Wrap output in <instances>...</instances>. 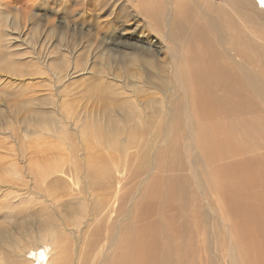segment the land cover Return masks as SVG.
<instances>
[{
	"label": "bare ground",
	"instance_id": "6f19581e",
	"mask_svg": "<svg viewBox=\"0 0 264 264\" xmlns=\"http://www.w3.org/2000/svg\"><path fill=\"white\" fill-rule=\"evenodd\" d=\"M95 4L101 21L108 17L104 38L120 35L127 50L117 56L116 63L122 64L117 73H111L117 65H108L105 72L95 63L87 91L100 112L82 125L119 150L137 146L139 158L124 182L117 179L132 189L118 193V223L103 224L101 216L88 229L80 264H86L101 239L100 264H264V0ZM140 65L144 77L134 67ZM154 79L163 98H147L149 91L137 84ZM161 139L165 145L154 153V141ZM87 162V183L113 187L116 179L104 160ZM63 180L48 185H63ZM138 185L129 205L127 197ZM66 201L58 203L64 216L96 217L98 206L86 210L81 196L68 200L71 210ZM4 205L10 210L0 214L7 223L0 224V264L23 263L14 251L26 247L20 239L33 229L38 236L29 245L40 238L52 244L45 264H64L63 255L57 263L54 254L65 239L54 210L34 218L32 208Z\"/></svg>",
	"mask_w": 264,
	"mask_h": 264
},
{
	"label": "rangeland",
	"instance_id": "374dc122",
	"mask_svg": "<svg viewBox=\"0 0 264 264\" xmlns=\"http://www.w3.org/2000/svg\"><path fill=\"white\" fill-rule=\"evenodd\" d=\"M75 1L0 0V214L10 210L4 205L8 202L13 206L19 204L18 211L32 208L34 218H43L45 211L54 210L53 220L60 224L59 229L65 236L64 250L58 249L54 254L57 263L63 255L64 264L83 261L81 255L88 232L100 222L101 216H104L103 224L118 223L119 216L115 213L118 193L125 187L126 190L131 188L121 182L128 177L129 166L139 158L137 146L119 150L99 140L92 128L88 130L82 125L85 118L100 112L96 98L87 91L88 83H93L94 69L98 68L95 63L101 64L105 72L108 65L118 66L112 68L111 73L115 69L121 71L122 64L116 63L117 56L127 49L120 35L104 38L108 17L101 21L95 0ZM121 36L123 41L124 38L128 41L127 35ZM134 67L142 71L141 65ZM141 75L144 77L143 72ZM111 76L108 79L106 76L105 81ZM112 82L120 85L116 79L112 78ZM156 82L159 80L137 84L149 91L145 95L147 98L149 95L163 98L164 92ZM129 92L131 90L125 91ZM129 95L132 99L135 97L133 92ZM157 143L154 141V153L165 145L163 139ZM91 157L105 161L116 179L113 187L106 186L105 190L87 183L91 171L87 158ZM118 165L120 169H116ZM60 178L64 179L63 185H48ZM106 179H103L104 185L109 183ZM140 186L127 197L129 205ZM78 196L83 199L86 210L98 206L95 218L81 214L69 218L60 212V201ZM66 206L69 210L74 208L72 201ZM212 206L215 207L213 202ZM0 224L7 223L0 218ZM34 230L20 239L22 247L25 243L26 247L14 251L22 264H45L47 261L52 244L40 238L29 245L30 239H37L38 234L32 233ZM102 241L86 264H100L98 253L104 247ZM201 242L199 234L197 243ZM2 255L0 263H3Z\"/></svg>",
	"mask_w": 264,
	"mask_h": 264
}]
</instances>
